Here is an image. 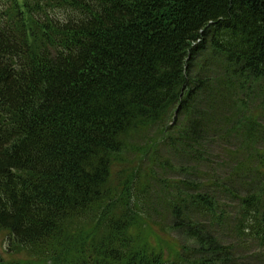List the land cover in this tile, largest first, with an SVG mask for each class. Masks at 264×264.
<instances>
[{"label": "trees", "instance_id": "trees-1", "mask_svg": "<svg viewBox=\"0 0 264 264\" xmlns=\"http://www.w3.org/2000/svg\"><path fill=\"white\" fill-rule=\"evenodd\" d=\"M262 93L264 0H0V264H264Z\"/></svg>", "mask_w": 264, "mask_h": 264}, {"label": "rangeland", "instance_id": "rangeland-1", "mask_svg": "<svg viewBox=\"0 0 264 264\" xmlns=\"http://www.w3.org/2000/svg\"><path fill=\"white\" fill-rule=\"evenodd\" d=\"M259 96H261L258 100H253L252 104L254 106H256L257 108L260 109L261 115H260V121L259 124L262 125L263 129H264V95L262 94H258ZM251 104V105H252ZM221 143H216L213 145V149H210L211 155H212V160L214 162L212 167H214V171H215V176L217 173H220L221 175L227 171L226 169H220L219 168H223L221 167L222 164L226 165V162L223 160H227L228 159V153L225 152V148L226 145L221 144V146L219 145ZM264 143H261L259 149L264 148ZM159 151L161 156H163V158H169L171 160L172 163H174L176 165L177 168L180 167V165H182L184 162L182 160H179V157H176V154L169 149L168 147H166L164 145V143H160L159 144ZM153 155L151 154L149 156H147V158H145L143 160V166H142V172L143 174H146L148 172V176H146L147 180L148 178H150L151 176L149 175L150 173V168H152V163H153ZM130 157L132 160V154H130ZM155 157V156H154ZM215 163V164H214ZM154 171H156L157 176H154V179L152 180V178H150V182L153 186H151L152 191L150 193L149 197H145L146 200V211L147 213L150 214L151 220L153 221H160V226L163 227L166 232L160 231L158 228L156 227H151V225H147L144 224L143 221L141 220H137L140 226V234H142V238L144 240H148L151 242V245L153 244L154 246H156L158 249L159 248H164L165 251L167 252V257L170 258H174L177 257L178 255V250H180V248L183 246V241L178 237L177 234H174L173 232H171L167 227H168V219L170 218L169 213L166 209H164L161 204H162V198L159 192L156 191V189H158V185H160V181L163 179H176L177 175L171 171V170H165L160 166H156ZM153 190L155 192H153ZM7 234L6 233H2L0 234V253L1 255H3L5 260L8 261H21L22 263H25L28 259V255L27 253L21 252V253H16L13 255L7 254V247H8V238H7ZM164 238L165 240L170 241L169 243H165L163 241L160 240V238ZM19 248L16 247V249H14V252L18 250Z\"/></svg>", "mask_w": 264, "mask_h": 264}]
</instances>
